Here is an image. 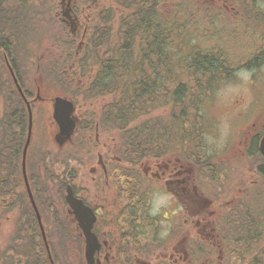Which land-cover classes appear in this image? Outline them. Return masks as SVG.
<instances>
[{"label":"flooded vegetation","instance_id":"flooded-vegetation-1","mask_svg":"<svg viewBox=\"0 0 264 264\" xmlns=\"http://www.w3.org/2000/svg\"><path fill=\"white\" fill-rule=\"evenodd\" d=\"M105 1L0 0V53L3 55L0 60L4 64V56L8 57L20 80L17 50L24 31L31 28L28 23L36 20L38 13L59 21L56 30L67 40L71 29L63 16L67 12L75 20L73 35L82 33L84 37L93 12L97 16ZM48 44L55 51L50 49L45 63L52 68L58 60L65 61V56L57 42ZM75 53L78 55L79 50ZM73 65L61 79L76 88L77 80L83 83L90 77H74ZM5 72L0 75V172L3 176L0 185L4 184L6 175L5 162L14 164L16 172L7 174L13 182L18 181L14 192L20 197L22 193V200L15 202L13 214L10 210L5 215L12 214L8 220L13 218L12 239H17V263L30 264L34 263L36 239H42L45 246V237L22 170L28 136V124H22L27 119L26 109H22L21 122L15 119L19 114L17 108L12 109L10 117L16 123L5 122V101L20 98L13 74L8 68ZM37 78H32V83H37V95L27 92L28 100L38 108L27 153V175L41 222L48 231L46 239H53L50 234L53 227L63 228L65 233L70 228L71 235L61 234L56 239H78L77 256L85 259L86 238L66 200L69 187L95 217L92 231L98 246L94 264H227L216 227L225 209L245 211L259 227H264V185L258 186L260 175L264 174L261 151L264 100L261 98L255 97L251 106L247 101L238 103L229 113L226 127L228 132L234 131L235 138L231 136L227 141L220 160L223 167L230 169L223 178V193L214 198L212 188L201 185L193 163L181 157L179 146L171 154L124 161L117 154L120 143L114 130L101 126L91 113L85 115L78 104V125L72 136L60 144L63 135L54 119L53 108L57 97L68 95L57 91L52 78L47 82L41 74ZM35 144L39 149L33 148ZM250 164L252 168L248 167ZM4 200L7 198L1 199ZM253 201L257 203L253 204L254 211L250 214L247 206ZM0 256L3 264L1 253ZM83 262L87 264L86 260Z\"/></svg>","mask_w":264,"mask_h":264},{"label":"trees","instance_id":"trees-1","mask_svg":"<svg viewBox=\"0 0 264 264\" xmlns=\"http://www.w3.org/2000/svg\"><path fill=\"white\" fill-rule=\"evenodd\" d=\"M238 1L245 17L264 21V9L256 6V0ZM112 2L115 7L106 6L92 25L82 58L83 73L93 72L86 96L111 97L103 107L102 120L120 133L122 157H160L179 146L181 157L195 165L202 186L212 188V196L218 198L225 189L223 178L230 168L203 152L206 113L202 104L218 83L239 67L260 64L262 51L248 59L240 58L236 64L223 48L210 49L190 39L185 24L173 13L162 12L161 6L167 0ZM195 6L200 7L197 1L184 0L178 4L176 14L191 21L196 16ZM204 13L207 16L205 10ZM22 109H18L15 118L19 122L23 120ZM4 165L0 208L6 210L15 200L22 199L14 192L18 181L14 184L7 174L16 172L14 164ZM2 198L7 200L2 202ZM247 210L250 214L254 211L252 206H247ZM246 213L225 209L216 221L227 264H264V228ZM70 242L73 239L61 240L66 253ZM36 251L39 252L38 247ZM52 252L56 254L54 246ZM42 255L45 256L44 249Z\"/></svg>","mask_w":264,"mask_h":264},{"label":"rangeland","instance_id":"rangeland-1","mask_svg":"<svg viewBox=\"0 0 264 264\" xmlns=\"http://www.w3.org/2000/svg\"><path fill=\"white\" fill-rule=\"evenodd\" d=\"M193 1H197L200 7H194L196 10V16L192 18L191 21H186L185 18L178 17L176 14L178 4L183 3L184 0H167V3L162 4L161 10L165 14L173 13L179 22L185 24L187 35L188 33L190 34V39H196L200 46L209 47L210 49L215 47L223 48L228 52L231 60L234 62L240 58H249L250 56L261 54L262 51L260 64L256 65L255 69L251 67L247 68V66L239 67L233 73L234 75L228 79L225 78L226 80H221L215 87L214 93H212V95L202 104V108L206 113L208 121L207 125H205L206 132L204 133V145L207 148L208 153L212 152L213 154L217 153L218 155L223 152L224 147L231 136L233 140L235 138L234 131L230 129V132H228L226 125L229 120V113L236 109V104L247 101L251 106L255 101V97L264 100V21L258 18L254 19L255 16H243L239 11L241 5L238 0ZM105 3V5L112 4L111 0H106ZM203 4L207 5V7L203 6ZM256 6L264 9V1L260 0V3L257 1ZM235 7H237V10ZM253 7L258 9L255 6ZM204 10L206 11L207 16L205 15ZM95 12L96 11L93 12V17H96V15H94ZM181 12L184 14V10ZM89 14H92V10L89 11ZM179 15L182 16L181 14ZM35 31L36 32H31L30 37L26 35L24 41H27L28 43L33 42V48L41 43L38 53H40V55L44 54L43 56L45 57L46 54H49L51 49V46L49 45L44 47L45 38H47L49 33H44V29H42L39 24L36 25ZM20 48L23 53H20L19 49L18 53L22 58L20 64L22 66V74L24 75V68H28V63H30L31 60L24 62V59L28 54H26L25 49L22 47ZM64 69L66 70L67 68ZM64 69H62V71ZM42 71L44 72V75H47V68L44 64L42 65ZM51 74H54L55 77H60L62 72L60 70ZM77 84H81L79 80H77ZM62 86L67 91L71 90L74 94L77 93V90L74 89V85L69 86L63 84ZM77 97L79 104L83 105L82 109L84 112L88 113L98 110L99 107L97 103L94 105L91 102L85 104V99L82 95H78ZM158 111L161 113L163 112L161 109ZM152 114V116H154L155 112H152ZM36 149H39V146H37ZM11 207L12 205L10 204L7 207V210ZM7 210H0V215H4L0 218V251L2 254H5L4 264H13V261H15V264H18L14 253H11V258L7 254L8 250L14 247L16 241V239H11L14 231L13 218L8 220L9 216L12 217V214L9 216L5 215L7 214ZM54 247L56 254H53V256L56 264H77L76 258H73V256L76 255V252L72 254L73 259H65L64 256H62L58 239H54Z\"/></svg>","mask_w":264,"mask_h":264},{"label":"water","instance_id":"water-1","mask_svg":"<svg viewBox=\"0 0 264 264\" xmlns=\"http://www.w3.org/2000/svg\"><path fill=\"white\" fill-rule=\"evenodd\" d=\"M63 107H67V114H64ZM31 112V110H30ZM74 112V104L72 102H68L66 100H63L62 98H57L56 106H55V118L58 121L59 124H65V120L68 119L69 121V128L67 131H64L66 134L70 135L73 129L76 126V121L70 119L72 113ZM70 117V118H67ZM31 128H32V116H30V135H31ZM29 135V140H30ZM28 140V143H29ZM28 144L25 147L24 151V162L26 158V150H27ZM261 150L264 154V139L262 142ZM24 171H25V164H24ZM76 199L73 196V193H71L68 196V201L72 205V207H75V213L77 216V219L81 222L82 229L84 230L85 237H86V259L88 264H94V252L97 248V238L92 232L93 222H94V214L93 212L85 207L82 202H80V205L77 204L75 201Z\"/></svg>","mask_w":264,"mask_h":264}]
</instances>
